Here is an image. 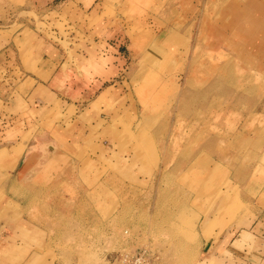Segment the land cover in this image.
I'll list each match as a JSON object with an SVG mask.
<instances>
[{
	"label": "rangeland",
	"instance_id": "obj_1",
	"mask_svg": "<svg viewBox=\"0 0 264 264\" xmlns=\"http://www.w3.org/2000/svg\"><path fill=\"white\" fill-rule=\"evenodd\" d=\"M250 1L242 7L243 0H0V59L10 53L0 61V83L14 90L32 88L26 79L38 59L79 63L82 51L93 50L100 19L104 36L118 41L125 56L117 96L104 104L103 119L76 155L71 180L80 195L30 199L28 217L41 227V244L28 264H112L117 251L137 248L158 252L156 264H247L242 245L253 238L240 233L254 214L230 176L260 162L264 179V68L260 76L238 68L250 56L260 62L264 0ZM258 89L259 159L226 117L240 105L228 101L232 93ZM16 109L26 114L29 106L22 101ZM58 111L55 104L52 121L71 123L76 107ZM7 129L0 140V230L3 186L16 187L8 171L22 152L5 146L33 136L19 120Z\"/></svg>",
	"mask_w": 264,
	"mask_h": 264
},
{
	"label": "crops",
	"instance_id": "obj_2",
	"mask_svg": "<svg viewBox=\"0 0 264 264\" xmlns=\"http://www.w3.org/2000/svg\"><path fill=\"white\" fill-rule=\"evenodd\" d=\"M244 4L250 7L253 3L251 4L250 0H243L240 6L243 7ZM258 4L260 6V2L257 1L256 6L260 9ZM258 20L262 31L260 62L259 58L254 60V56H250L245 62H240L238 68L260 76V65L264 68V18ZM98 23L99 25L93 27L92 31L96 39L93 50L92 46H88V50L82 51L79 63H71L67 59L61 63L55 59L50 60V56L43 60L38 59L33 66L35 73L30 72L27 75L26 82L32 83V88L27 93L14 90V86H6L5 81L0 83V140L8 138V134L4 135L9 130L7 128H13L18 120L24 123L26 128L23 130L24 133L33 128V136L28 142H23L15 136L17 141L13 140L9 146H5L10 151L20 147L22 152L17 157L15 167L8 171L7 180L16 178V187L12 188L6 183L1 196L6 221L1 224L0 230V264H28L40 256L35 247L41 244L38 234L41 227L28 217L31 210L30 199H62L66 198L70 191L73 195H80V185L71 180L76 155L84 149V144L92 135L95 124L103 119L104 104L117 96L113 92L119 82L116 79L124 67L122 61L125 60L118 41L112 40L113 37L104 36L107 28L104 27L105 22L100 19ZM8 52L6 50L2 53L4 57L0 59L1 62L10 56ZM3 65L8 66L5 62ZM41 70L46 71L44 73L47 75L46 79L40 77ZM103 94L106 96L100 100ZM198 98L202 100L201 97ZM229 99L231 103H240L239 106L232 105L226 112L227 118H233L231 125L235 128V136H239L241 140L246 139V150H256L259 159L260 90L258 89L256 93L236 91ZM103 100L106 101L98 102ZM22 101L29 106L26 114L16 109ZM249 102H255L256 105L249 109L245 104ZM55 104L59 105L58 113L62 116L67 114L71 106L76 107L75 118L71 123L63 124L62 121L61 124H57L55 120L52 121L53 116H50V113ZM97 131L95 141L99 142V129ZM23 143L25 145H22ZM101 146L104 147V144ZM247 168L250 169L242 172L239 178L230 176L232 186L242 188L241 197L254 214L253 221L240 233V236L247 239L253 238L242 245V250L247 256L240 259L247 264H264V179L260 180V162L252 163ZM116 178L120 181V175L114 174V180ZM260 182L263 183L261 189ZM249 188L251 190L254 188L257 193L251 195L248 192ZM7 205L10 206L8 210ZM15 211L22 213L20 217L17 215L16 219ZM137 229L144 230L146 226L141 225Z\"/></svg>",
	"mask_w": 264,
	"mask_h": 264
},
{
	"label": "built area",
	"instance_id": "obj_3",
	"mask_svg": "<svg viewBox=\"0 0 264 264\" xmlns=\"http://www.w3.org/2000/svg\"><path fill=\"white\" fill-rule=\"evenodd\" d=\"M150 248L117 251L112 257V264H156L159 255Z\"/></svg>",
	"mask_w": 264,
	"mask_h": 264
},
{
	"label": "bare ground",
	"instance_id": "obj_4",
	"mask_svg": "<svg viewBox=\"0 0 264 264\" xmlns=\"http://www.w3.org/2000/svg\"><path fill=\"white\" fill-rule=\"evenodd\" d=\"M243 27H244V26H243L242 24H237V25H236V28H237V29H242V30H243ZM236 28H235V29H236ZM201 32H202V31H201ZM202 34H203V33H202ZM225 34H226V33H225ZM200 35H201V33H200ZM200 35H199V36H200ZM203 37H204V36H203ZM227 46L230 48V47H233L234 45H233L232 41H228ZM225 65L227 66V64H225ZM218 76H219V75H218ZM219 79H221V76L218 77V80H219ZM213 81H214V80H213ZM206 93H207V92H206ZM106 94H108V92H107ZM106 94H105V95L103 94V95L101 96L100 100L104 99L105 96H106Z\"/></svg>",
	"mask_w": 264,
	"mask_h": 264
}]
</instances>
